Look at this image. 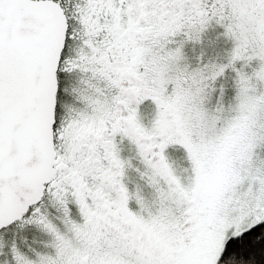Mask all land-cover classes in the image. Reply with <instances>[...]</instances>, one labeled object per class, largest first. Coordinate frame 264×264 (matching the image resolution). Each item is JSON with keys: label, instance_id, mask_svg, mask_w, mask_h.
I'll return each mask as SVG.
<instances>
[{"label": "snow or ice", "instance_id": "1", "mask_svg": "<svg viewBox=\"0 0 264 264\" xmlns=\"http://www.w3.org/2000/svg\"><path fill=\"white\" fill-rule=\"evenodd\" d=\"M0 264H264V0H0Z\"/></svg>", "mask_w": 264, "mask_h": 264}]
</instances>
